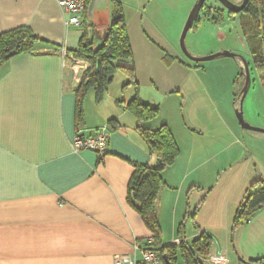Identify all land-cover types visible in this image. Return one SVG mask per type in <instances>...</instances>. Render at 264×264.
<instances>
[{
  "label": "crops",
  "instance_id": "crops-1",
  "mask_svg": "<svg viewBox=\"0 0 264 264\" xmlns=\"http://www.w3.org/2000/svg\"><path fill=\"white\" fill-rule=\"evenodd\" d=\"M109 1L110 20L113 2L122 6L127 19L135 84L113 86L114 79L99 104L90 91L83 104L84 122L77 125L80 83L60 49L78 51L88 37L90 3L81 30L66 27L57 0H0V35L27 27L45 42L0 68V264H115L117 257L133 256L137 243L155 240L129 198L136 167L157 163L127 108L135 98L159 111L143 126L155 131L166 125L180 151L162 174L164 186L156 201L160 236L154 248L177 241L191 245L205 233L213 246L210 256L201 259L204 264H264V207L233 230L249 187L264 181V134L245 132L234 116L244 85L238 81L242 61L222 57L195 63L183 54L179 35L198 0ZM205 8L221 13L201 11L190 30V54L201 58L228 51L243 56L251 60L255 90H264L241 16L216 0H208ZM104 19L101 13L97 23ZM111 121L116 128H109L102 159L92 151L73 152L78 132L92 135ZM247 121L264 129L259 110H249ZM242 163V174L235 176L230 169ZM174 264H185L180 253Z\"/></svg>",
  "mask_w": 264,
  "mask_h": 264
},
{
  "label": "trees",
  "instance_id": "trees-1",
  "mask_svg": "<svg viewBox=\"0 0 264 264\" xmlns=\"http://www.w3.org/2000/svg\"><path fill=\"white\" fill-rule=\"evenodd\" d=\"M111 20L108 34L101 47L88 42L86 36L78 51L68 53L74 58L87 61L90 65L83 74L76 90V121L77 125L84 122L83 104L87 94L93 91L96 103H101L118 73L127 77L124 88L135 84L133 54L127 35V19L119 3H111ZM206 9L209 14H220L221 11ZM232 14V13H230ZM241 16V29L250 47L256 69L264 82V0H251ZM213 21L218 18H213ZM198 19L195 24L198 23ZM45 44L27 27H21L0 35V68L8 61L22 54L33 53L37 45ZM131 64V65H130ZM128 110L137 121V131L144 141L149 153L156 159V166H137L129 186V198L135 203L145 224L157 241L160 236V223L156 213V201L164 186L162 174L173 166L179 156V146L170 129L163 125L158 130H150L143 126L158 115V109L144 105L135 98L127 105ZM109 128L116 127L111 121ZM264 207V181L256 180L248 189L244 202L235 216L233 230L247 223L251 217ZM197 208L194 214L197 212ZM190 216L187 213L186 219ZM184 223L181 225V230ZM161 246V245H159ZM213 240L203 233L191 245L181 244L180 249L174 245L159 247L163 256H167L170 264H174L178 253L185 264H204L211 254ZM244 261V260H242Z\"/></svg>",
  "mask_w": 264,
  "mask_h": 264
},
{
  "label": "built area",
  "instance_id": "built-area-1",
  "mask_svg": "<svg viewBox=\"0 0 264 264\" xmlns=\"http://www.w3.org/2000/svg\"><path fill=\"white\" fill-rule=\"evenodd\" d=\"M90 1L91 0H57L58 6L65 17V25L67 28L76 27L81 30L84 29L85 17ZM60 54L65 61V66L68 64L73 72L74 81L80 83L83 74L90 68L89 63L74 58L73 55L68 53L66 48H61ZM109 141V127L105 126L88 136L78 132L72 141L71 148L75 153L92 151L102 159L107 154ZM154 243V239L148 240L144 246H140L137 243L133 256L117 257L115 264H166L163 254L154 248ZM181 244L182 243L178 241L175 243L177 246ZM136 253L141 255L140 258L136 257Z\"/></svg>",
  "mask_w": 264,
  "mask_h": 264
},
{
  "label": "water",
  "instance_id": "water-1",
  "mask_svg": "<svg viewBox=\"0 0 264 264\" xmlns=\"http://www.w3.org/2000/svg\"><path fill=\"white\" fill-rule=\"evenodd\" d=\"M208 0H198V2L193 7L187 22L184 26L181 38H180V48L183 52V54L195 63H205L210 62L213 60H216L218 58H232V59H240L243 64L241 75L245 78V85L240 93L239 101H240V107L236 110V117L239 121V124L241 128L244 131L248 132H254V133H260L264 134V129L257 128L251 126L244 118V112H243V103L250 91L251 85H252V78H251V71L250 66L246 59L243 56L225 51L218 54H214L211 56H207L204 58H196L192 56L186 48V37L189 33V31L192 29L193 24L198 19L201 11L204 9L206 3ZM251 0H243V2L239 4H235L231 0H216L217 3H219L225 10L234 13V14H240L243 12L246 7L249 5ZM109 8H110V1L109 0H91L90 6L87 13V29H88V42L90 44H93V41H95L96 46L95 47H101L107 37L108 34V27L110 25V15H109ZM101 13L105 14L104 23H97V17ZM101 21V20H100ZM99 26H104L105 29L100 30L98 29ZM103 31V32H101ZM166 264H170L167 260V256H164Z\"/></svg>",
  "mask_w": 264,
  "mask_h": 264
},
{
  "label": "rangeland",
  "instance_id": "rangeland-1",
  "mask_svg": "<svg viewBox=\"0 0 264 264\" xmlns=\"http://www.w3.org/2000/svg\"><path fill=\"white\" fill-rule=\"evenodd\" d=\"M176 12V11H175ZM176 14L177 13H174V18H172L171 19V22L172 23H174L175 24V27L179 24V18L176 16ZM189 16V15H188ZM187 19H188V17L186 18V20H185V23H184V25H183V28H182V30H181V33H180V35H179V43H180V38H181V35H182V32H183V29H184V26H185V24H186V22H187ZM196 26V25H195ZM180 29V28H179ZM194 30V29H193ZM192 31L190 32L189 31V33H188V35H187V37H186V48H187V51L189 52V53H191L190 52V47H189V43H190V41H191V39H192ZM201 58H204V57H201ZM246 61L248 62V64L250 65L251 64V68H250V71H252L251 72V76H254L255 75V72H254V70H253V67H252V63H251V60H250V62L246 59ZM242 72V71H241ZM241 72H240V74H239V80L238 81H243L244 82V85H245V78H244V76H242L241 75ZM118 83H126V79L120 74V73H118L117 74V76H116V78H115V82H114V85L113 86H116V84H118ZM244 85H243V87H244ZM243 87H242V89H243ZM116 88V87H115ZM242 89H241V91H242ZM252 100H253V102H252ZM251 104V105H250ZM251 106H252V108L254 109V110H259V111H261L263 114H264V90L263 89H261L260 90V88H259V90L257 89V90H255V87H254V84H252L251 85V88H250V91H249V93H248V96H247V98L245 99V101H244V103H243V110H244V118H245V120L247 121V117H248V113H249V110H251L252 108H251ZM239 107H240V101H238L237 102V108L234 110V116H235V118H236V120H237V117H236V110L237 109H239ZM251 108V109H250ZM237 122H238V120H237ZM248 122V121H247ZM249 123V122H248ZM250 124V123H249ZM251 125V124H250ZM252 126V125H251ZM253 127H255V126H253ZM246 132V131H245ZM247 133H249L248 131H247ZM231 143V142H230ZM235 148H237V151L239 152V154L240 155H243V151H241L242 149H240V147H238V146H234ZM241 162H243L242 160H241ZM243 164V163H242ZM212 166H214V164L212 163V164H209L208 166H207V170L209 171V170H213L211 167ZM246 166V164H243L242 166L241 165H234V167H233V169L234 170H232V169H230L231 170V172L232 173H234L235 174V176H236V173L238 174V176L240 175V174H242V172H243V169H244V167ZM223 176V174H221V177ZM223 178H224V176H223ZM226 178V177H225ZM216 179H218V178H216ZM214 180H215V178L213 179V182L212 183H215L214 182ZM213 185H215V184H213ZM191 221V220H190ZM190 221H188V222H186L187 223V226L189 227V228H193V223H191ZM220 229H223V228H220Z\"/></svg>",
  "mask_w": 264,
  "mask_h": 264
}]
</instances>
